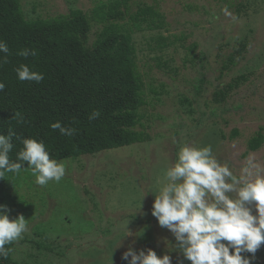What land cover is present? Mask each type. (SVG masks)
Masks as SVG:
<instances>
[{"label": "rangeland", "instance_id": "374dc122", "mask_svg": "<svg viewBox=\"0 0 264 264\" xmlns=\"http://www.w3.org/2000/svg\"><path fill=\"white\" fill-rule=\"evenodd\" d=\"M110 1L20 3L26 19L35 20L89 12ZM134 1L157 8L163 22L157 28L127 23L144 84L140 123L150 141L62 160L66 174L58 183L37 185L31 169L11 174L8 205L15 218L27 220L14 242V263L127 264L122 254L133 241L137 250L165 254L164 238H174L151 215L153 193L182 143L210 145L238 177L250 156L264 168V143L248 150L258 132L264 135V0ZM98 30L93 26L91 41ZM241 44L246 47L238 55ZM234 54L236 65L226 69ZM239 77L241 84L218 100L216 94ZM46 242L55 245L53 252L38 247ZM171 255L173 264H190L178 250ZM254 264H264V246Z\"/></svg>", "mask_w": 264, "mask_h": 264}, {"label": "trees", "instance_id": "16d2710c", "mask_svg": "<svg viewBox=\"0 0 264 264\" xmlns=\"http://www.w3.org/2000/svg\"><path fill=\"white\" fill-rule=\"evenodd\" d=\"M161 19L154 6L112 0L89 12L74 9L66 15L27 20L20 0H0V40L10 50L7 63L0 62V81L5 84L0 92V133L12 129L16 134L10 161L16 162L23 138L43 140L50 158L57 161L150 141L140 123V110L146 104L144 84L127 23L157 28L163 24ZM93 26L99 30L91 41ZM245 47L241 44L236 53L241 55ZM24 49H35L37 55H18ZM3 56L0 53V60ZM21 64L41 72L44 79L39 83L20 81L15 69ZM234 65L236 54L230 57L226 69ZM241 81L243 77L237 78L216 98L224 100ZM93 111H99L100 116L89 120ZM55 122L76 131L62 135L51 128ZM263 143L264 135L258 132L249 141L248 150L257 151ZM11 174L0 178V204L8 207L6 183ZM10 218H15L12 210ZM38 247L53 252L55 245L46 242ZM0 264L19 263L11 260L10 252L7 259L0 258Z\"/></svg>", "mask_w": 264, "mask_h": 264}, {"label": "clouds", "instance_id": "9594fccd", "mask_svg": "<svg viewBox=\"0 0 264 264\" xmlns=\"http://www.w3.org/2000/svg\"><path fill=\"white\" fill-rule=\"evenodd\" d=\"M9 51L7 43L0 40V53L4 54L0 62L7 63ZM18 55L27 58L37 52L24 49ZM15 71L20 81L39 83L44 79L41 72L25 64ZM4 88L0 81V92ZM99 116V111H93L89 120ZM50 126L62 135L76 131L60 122ZM15 136L12 129L0 133V178L31 169L37 185L60 182L66 174L65 163L50 158L43 140L23 138L16 162L10 161ZM242 173L238 177L229 164L220 162L210 145L180 144L175 162L166 164L163 179L158 181L151 209L174 243L165 237L167 251L158 255L152 248L137 250L133 241L122 260L127 264H173L171 253L178 250L190 264H254L257 251L264 246V168L250 156ZM10 212L7 205L0 204V258L4 259L12 252L6 245L21 239L27 230L24 215L10 218ZM128 235L133 234L128 231Z\"/></svg>", "mask_w": 264, "mask_h": 264}]
</instances>
